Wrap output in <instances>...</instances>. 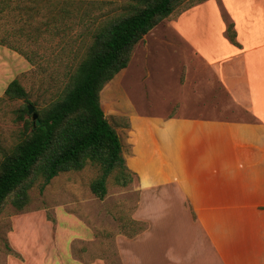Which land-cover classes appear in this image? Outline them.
<instances>
[{"label":"rangeland","instance_id":"374dc122","mask_svg":"<svg viewBox=\"0 0 264 264\" xmlns=\"http://www.w3.org/2000/svg\"><path fill=\"white\" fill-rule=\"evenodd\" d=\"M71 1L78 0H19L0 10V39L30 57L28 60L9 48L18 56L12 59L10 79L6 80L17 78L27 95L11 98L4 94L5 85H0V160L30 131L33 119L23 107L31 104L35 112H41L62 96L92 40L95 18L111 16L121 5L137 0H79L78 11L60 16L59 6ZM195 1L184 0L176 9ZM166 35L181 53L187 52L189 47L175 32L167 30ZM147 48L145 40H139L126 70L119 71L100 92L104 114L116 128L126 154L131 150L127 138L132 102L165 110L162 96L166 86L174 85V70L181 65L172 45L161 41L148 53ZM142 57L145 61L134 66ZM120 79L122 86L117 82ZM119 86L123 90H117ZM214 110L226 118L244 111L231 103L222 88ZM131 171L134 179L127 186L115 183L114 174L109 175L103 198L90 190V181L100 172L91 163L80 170L60 172L44 188L39 178L22 209L12 205V195L8 197L0 209V264H57L56 259L74 258L82 262L102 259L103 264H130V259H136L135 264H201L192 261L199 254L198 242L185 230L181 211L170 209V201L164 198H148L151 192L138 187L137 174ZM174 253L176 259L170 257Z\"/></svg>","mask_w":264,"mask_h":264},{"label":"crops","instance_id":"0c3cea01","mask_svg":"<svg viewBox=\"0 0 264 264\" xmlns=\"http://www.w3.org/2000/svg\"><path fill=\"white\" fill-rule=\"evenodd\" d=\"M229 25L234 40L227 35ZM167 30L187 52L171 43ZM143 40L147 53L161 41L172 45L181 65L162 96L165 110L132 102L126 165L137 174L138 187L151 192L148 198H164L170 201L166 208L181 211L184 229L198 242L192 261L264 264V0H203L164 18ZM5 45L0 44V85L6 88L18 55ZM221 88L243 113L216 114ZM98 261L56 259L104 262Z\"/></svg>","mask_w":264,"mask_h":264},{"label":"trees","instance_id":"16d2710c","mask_svg":"<svg viewBox=\"0 0 264 264\" xmlns=\"http://www.w3.org/2000/svg\"><path fill=\"white\" fill-rule=\"evenodd\" d=\"M13 1L0 0V10ZM183 1L137 0L121 5L120 11L111 16L95 18L92 40L62 96L41 112L36 111L40 124L33 127L32 121L29 133L0 160V209L11 195L12 205L22 209L29 201V189L39 178L42 179L40 186L44 188L60 172L80 170L87 163L99 167V174L89 184L91 192L99 198L107 193L109 175L114 174L115 183L121 186L133 181L135 174L126 165L116 128L104 114L100 92L127 66L134 45L153 26L203 0L187 3L189 6L177 10ZM79 8V0L74 4L71 1L59 6L58 13L62 16ZM35 30L38 32L40 26L37 25ZM227 35L234 40L231 25ZM0 44H6L30 60L6 39L1 38ZM4 94L11 98L27 95L17 78L9 82ZM23 111L28 113L27 106Z\"/></svg>","mask_w":264,"mask_h":264},{"label":"water","instance_id":"95a60500","mask_svg":"<svg viewBox=\"0 0 264 264\" xmlns=\"http://www.w3.org/2000/svg\"><path fill=\"white\" fill-rule=\"evenodd\" d=\"M27 108H28V113L31 114V117L33 119V127H35L36 125H39L40 121L37 117V113L34 111L33 106L31 104H28Z\"/></svg>","mask_w":264,"mask_h":264}]
</instances>
